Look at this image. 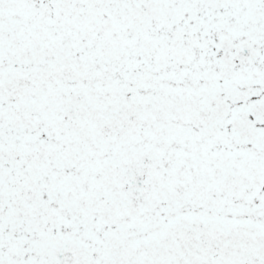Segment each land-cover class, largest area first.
<instances>
[{"label": "snow or ice", "instance_id": "1", "mask_svg": "<svg viewBox=\"0 0 264 264\" xmlns=\"http://www.w3.org/2000/svg\"><path fill=\"white\" fill-rule=\"evenodd\" d=\"M0 264H264V0H0Z\"/></svg>", "mask_w": 264, "mask_h": 264}]
</instances>
